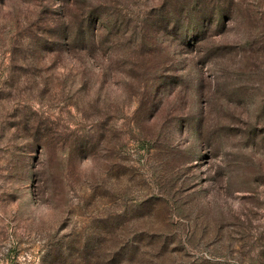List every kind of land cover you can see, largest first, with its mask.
<instances>
[{"label": "rangeland", "instance_id": "rangeland-1", "mask_svg": "<svg viewBox=\"0 0 264 264\" xmlns=\"http://www.w3.org/2000/svg\"><path fill=\"white\" fill-rule=\"evenodd\" d=\"M180 1L0 0V264H264V0Z\"/></svg>", "mask_w": 264, "mask_h": 264}, {"label": "trees", "instance_id": "trees-1", "mask_svg": "<svg viewBox=\"0 0 264 264\" xmlns=\"http://www.w3.org/2000/svg\"><path fill=\"white\" fill-rule=\"evenodd\" d=\"M110 1V0H109ZM115 1V0H114ZM226 1V0H222ZM230 1V0H227ZM106 1H100L99 3L93 5L88 4L86 6V13L82 15L83 21L105 22V18L102 17V14L105 13L107 7L104 6ZM188 2H192L191 5H188ZM220 0H181L178 4L171 7L167 10L166 15H163L161 22L164 24V28H172L173 30L182 31L185 35L187 34L189 38H200L205 39L211 29L215 30L220 28L223 25L221 20L223 17V8L224 5H220ZM223 3V2H222ZM211 4L214 7L211 8ZM222 7L221 11L219 7ZM163 8L165 6L163 5ZM165 10L166 9H162ZM82 25H80V30ZM105 26L108 30L113 31L115 26L105 23ZM93 27H87L88 30ZM215 34V32L213 33Z\"/></svg>", "mask_w": 264, "mask_h": 264}]
</instances>
